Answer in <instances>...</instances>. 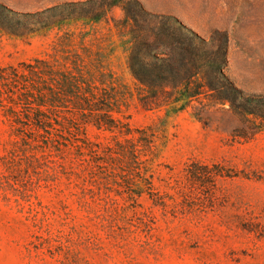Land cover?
<instances>
[{
  "label": "rangeland",
  "instance_id": "1",
  "mask_svg": "<svg viewBox=\"0 0 264 264\" xmlns=\"http://www.w3.org/2000/svg\"><path fill=\"white\" fill-rule=\"evenodd\" d=\"M35 60L157 132L152 194L109 167L6 179L0 113V264H264V0H0V69Z\"/></svg>",
  "mask_w": 264,
  "mask_h": 264
},
{
  "label": "trees",
  "instance_id": "2",
  "mask_svg": "<svg viewBox=\"0 0 264 264\" xmlns=\"http://www.w3.org/2000/svg\"><path fill=\"white\" fill-rule=\"evenodd\" d=\"M58 74L49 62L39 60L32 65L0 69V113L13 128L14 136L1 159L6 179L13 175L30 178L35 170L52 165L55 170L48 167L46 174L64 177L86 192L93 188V181H103L99 170L109 167L111 175L120 170L130 176L129 180L137 179L133 182L138 190L145 185L152 194L157 132L149 127L132 130L128 123L114 118L121 113L118 102L58 97V87L47 83ZM74 91L79 87L64 85L61 92L68 95ZM87 126L109 132L110 142L103 145L89 141L85 137ZM142 193L138 191L137 196Z\"/></svg>",
  "mask_w": 264,
  "mask_h": 264
}]
</instances>
